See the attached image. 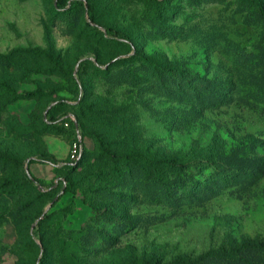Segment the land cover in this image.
Instances as JSON below:
<instances>
[{
	"label": "rangeland",
	"instance_id": "374dc122",
	"mask_svg": "<svg viewBox=\"0 0 264 264\" xmlns=\"http://www.w3.org/2000/svg\"><path fill=\"white\" fill-rule=\"evenodd\" d=\"M59 1L0 0V264H264L259 6Z\"/></svg>",
	"mask_w": 264,
	"mask_h": 264
},
{
	"label": "trees",
	"instance_id": "16d2710c",
	"mask_svg": "<svg viewBox=\"0 0 264 264\" xmlns=\"http://www.w3.org/2000/svg\"><path fill=\"white\" fill-rule=\"evenodd\" d=\"M253 1L255 2L256 5L259 6L260 13H261V15L264 17V7L261 6L260 1H259V0H253ZM80 3H81V2H80ZM59 4H62V0L59 1ZM77 4H78V3H77ZM33 52H34L35 54H37V55H42V54H44V52H43V51H40V50H35V51H33ZM176 81H177V80H176ZM199 85L202 86V87L207 86V84H206L205 82H202V81H200ZM66 105H69L68 107L74 108L75 105H76V103H75V104H71V105L66 103ZM63 112H64V111H63ZM65 112H66V113H63L62 115L74 114V113H70V112H68V111H65ZM71 112H72V111H71ZM74 115H75V114H74ZM49 120H50V123H51L52 125H54V126H56V127H61V128H64V129H67V130H68V128L65 127V124H66L67 121H70V120H69L66 116H63V117H57V116L53 115V116L49 117ZM70 125H71V128H72L73 130H75V122L70 121ZM86 154H87V149H86V147H85V153H84L83 157H82L78 162L82 161V159H84V157L86 156ZM44 159H45V162H49L50 164H52V165H54V166H56V167L58 166V163H57L56 161H54L53 159L48 158V157H44ZM188 162H189V157H188V155H186V156H179V157H177V158L167 160V163H168L169 165H174V166H178V165H180V166H184V168H188V167H187ZM59 167H60L61 170H64V171H70V170H72V169L75 167V163H74V162H71V161H67V162L63 163V164H62L61 166H59ZM54 201H55V199H54ZM54 201H53V202H54Z\"/></svg>",
	"mask_w": 264,
	"mask_h": 264
},
{
	"label": "built area",
	"instance_id": "2783aa9c",
	"mask_svg": "<svg viewBox=\"0 0 264 264\" xmlns=\"http://www.w3.org/2000/svg\"><path fill=\"white\" fill-rule=\"evenodd\" d=\"M68 119L73 122L76 120L73 114H69ZM70 121H67L65 125L69 126ZM84 153L85 147L82 143L81 137H79V139L72 144L70 149L71 162L77 163L83 157Z\"/></svg>",
	"mask_w": 264,
	"mask_h": 264
}]
</instances>
